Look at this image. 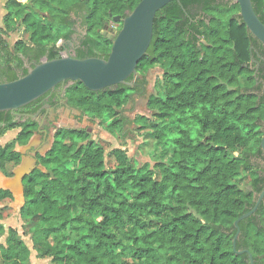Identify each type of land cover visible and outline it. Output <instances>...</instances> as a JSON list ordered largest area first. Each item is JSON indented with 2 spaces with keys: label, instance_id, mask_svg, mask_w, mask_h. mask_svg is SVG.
Segmentation results:
<instances>
[{
  "label": "trees",
  "instance_id": "16d2710c",
  "mask_svg": "<svg viewBox=\"0 0 264 264\" xmlns=\"http://www.w3.org/2000/svg\"><path fill=\"white\" fill-rule=\"evenodd\" d=\"M140 0H7L0 26V82L25 75L24 58L39 63L59 57L75 22L77 58H107L112 40L102 34L112 16L122 17ZM264 22V0H251ZM234 0H172L159 9L152 39L136 70L145 85L158 67L162 80L147 101L153 118H134L160 177L142 175L125 150L115 148L114 168L105 165L102 145L85 129L60 128L52 148L23 181L19 208L33 249L51 264H250L233 249L234 221L249 211L264 189L252 157L260 153L264 103L246 91L253 76L243 65L251 34ZM23 27L26 40L13 50L6 37ZM32 65L31 67H33ZM18 70L22 73L17 74ZM130 76L127 81H132ZM66 94L84 114L106 120L121 134L122 109L133 87L114 84L98 91L69 81ZM5 112H0L3 121ZM11 118V116L9 117ZM0 124V136L15 127ZM32 124L15 141L26 143ZM14 142L0 145V169L18 163ZM248 187H242L245 177ZM12 198L0 188V200ZM2 210L0 207V219ZM236 250L264 264V199L239 222ZM0 259L31 264V249L17 229L0 221Z\"/></svg>",
  "mask_w": 264,
  "mask_h": 264
},
{
  "label": "water",
  "instance_id": "95a60500",
  "mask_svg": "<svg viewBox=\"0 0 264 264\" xmlns=\"http://www.w3.org/2000/svg\"><path fill=\"white\" fill-rule=\"evenodd\" d=\"M172 0H140L126 16H112V21L121 22L116 30L110 27V34H102L112 40L107 58H77L64 50L57 58H43L29 71L12 81L0 82V112L20 115L16 111L36 100L46 92L65 81H80L91 91H98L118 83L133 85L127 81L130 76L139 78L136 66L146 53L152 39L154 18L159 9ZM239 5V15L248 30L264 44V23L256 14L251 0H234ZM30 116V115H28ZM264 153V134L260 141ZM31 172L29 164L23 161L13 170V177L8 179V189L15 195L14 187L24 197L23 179ZM1 188V187H0ZM264 199V189L258 195L255 205L240 215L233 223L236 233L233 249L237 253L247 252L250 264L253 257L248 250H236V241L240 233L239 222L255 213L259 203Z\"/></svg>",
  "mask_w": 264,
  "mask_h": 264
},
{
  "label": "rangeland",
  "instance_id": "374dc122",
  "mask_svg": "<svg viewBox=\"0 0 264 264\" xmlns=\"http://www.w3.org/2000/svg\"><path fill=\"white\" fill-rule=\"evenodd\" d=\"M7 0H0V26H3V16L6 13L5 3ZM24 2L25 0H21ZM112 25L115 24L112 19L109 21ZM26 40L27 35L23 32V27H20L17 31L11 32L6 41L8 47L13 50V47L18 40ZM61 43V41H60ZM162 80V73L160 68L154 67L149 70L145 77V89L143 92L134 91L132 93L131 100L120 109V115L124 122V128L121 134L111 133L106 129V120L88 114H81V118L70 120L67 127L74 129H85L92 140L102 145L105 154V165L107 168H114L116 161L114 159L112 151L115 148H121L125 150L126 154L136 163L137 168L140 169L142 175H151L156 179H159L160 175L153 167L151 162V153L153 150V143L148 141L144 145L143 137L141 133L143 130H139L137 124L133 121L138 115H143L153 118L152 111L147 106L148 98L151 94H155L156 83ZM75 114H80L79 111H74ZM66 125V124H65ZM62 123L60 126H65ZM15 130H10L0 137V145L12 143V138L15 135ZM14 143L12 147H14ZM25 146H17L15 149L23 151ZM252 157L251 162L259 166L260 160H254ZM17 166L14 163H7L3 169H0V187L6 186V180L13 177V170ZM13 169V170H12ZM12 173V176H11ZM249 177L246 176L242 181V187H248ZM15 195L12 198H6L0 200V207L2 210V218L0 221L3 223L5 229L12 227L17 229L19 236L31 249L30 263L31 264H51V258L48 256L40 257L36 251L32 248L31 233L23 228V220L19 214V208L23 204L24 197L18 192L17 187H14ZM5 236H0V243H4ZM0 264H5L0 259Z\"/></svg>",
  "mask_w": 264,
  "mask_h": 264
},
{
  "label": "flooded vegetation",
  "instance_id": "af4514ba",
  "mask_svg": "<svg viewBox=\"0 0 264 264\" xmlns=\"http://www.w3.org/2000/svg\"><path fill=\"white\" fill-rule=\"evenodd\" d=\"M110 27L119 30V28L121 27V22H115L114 25H112L110 22H107L104 24L102 31L104 33L110 34ZM80 32L82 34H85V29L80 26V21L78 20L77 22H75L74 32L71 35V40H61V43L60 41L57 43L58 46L63 47L60 54L64 50H67L71 56L76 55V50L79 46V42L76 36ZM249 33L251 34V37L250 44L248 47V59L243 65L245 66V68L251 71V75L253 76V82L251 84H247L246 91L248 93L254 94L258 102L264 103V44L261 43L250 31ZM34 63V61H29L28 58H24L25 67L31 68ZM21 73L22 72L18 70L17 74L19 75ZM140 78L141 77L132 78V86L141 87L140 90H137L139 91V93L143 92L145 89V85H143L139 81ZM68 85L69 83L66 81L62 84H58L54 89L46 92L31 103L19 108L16 113L20 115H15L10 111L5 112L3 118L4 120L0 121L1 126H5L8 123L9 119L16 123L15 127L8 130L16 131L15 135L12 138V142H14L15 145L13 147V150L18 151L15 149L17 146H25L22 152L18 151L20 154V160L14 165L18 166L23 161H26L27 164H29L30 166V173H32L35 169H42L43 167L40 162V157L45 156L47 152L52 148L56 132L63 127L70 128L67 127V124H70V120L79 119L81 118V114L84 115V113L79 108L75 107L67 97L66 90ZM74 111H79L80 114H75ZM10 116L11 118H9ZM25 123L32 124V133L27 142L23 144L18 141H15V139L22 132ZM62 123L66 125L60 126ZM260 124L263 126L262 128L264 129V122L261 121ZM253 159L260 160L258 172L263 184L264 153L262 149L260 153L254 155ZM7 182L8 181L6 180V185Z\"/></svg>",
  "mask_w": 264,
  "mask_h": 264
},
{
  "label": "crops",
  "instance_id": "0c3cea01",
  "mask_svg": "<svg viewBox=\"0 0 264 264\" xmlns=\"http://www.w3.org/2000/svg\"><path fill=\"white\" fill-rule=\"evenodd\" d=\"M3 189H5V188H3ZM12 195H14V194L12 193Z\"/></svg>",
  "mask_w": 264,
  "mask_h": 264
}]
</instances>
